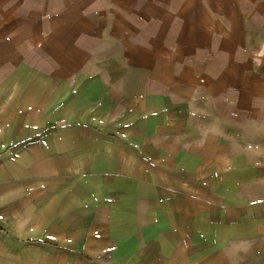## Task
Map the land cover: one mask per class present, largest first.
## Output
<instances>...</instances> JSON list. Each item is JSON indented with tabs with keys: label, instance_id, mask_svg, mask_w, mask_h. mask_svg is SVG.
<instances>
[{
	"label": "crops",
	"instance_id": "obj_1",
	"mask_svg": "<svg viewBox=\"0 0 264 264\" xmlns=\"http://www.w3.org/2000/svg\"><path fill=\"white\" fill-rule=\"evenodd\" d=\"M143 189L262 210L264 0H0V260Z\"/></svg>",
	"mask_w": 264,
	"mask_h": 264
},
{
	"label": "rangeland",
	"instance_id": "obj_2",
	"mask_svg": "<svg viewBox=\"0 0 264 264\" xmlns=\"http://www.w3.org/2000/svg\"><path fill=\"white\" fill-rule=\"evenodd\" d=\"M145 192L129 206L116 204L115 217L99 226L76 228L52 244L35 238L19 258L0 264H229L225 252L241 240L251 246L238 264H264V204L257 212L251 202L224 211L223 220L214 198L208 208L199 195Z\"/></svg>",
	"mask_w": 264,
	"mask_h": 264
},
{
	"label": "clouds",
	"instance_id": "obj_3",
	"mask_svg": "<svg viewBox=\"0 0 264 264\" xmlns=\"http://www.w3.org/2000/svg\"><path fill=\"white\" fill-rule=\"evenodd\" d=\"M250 243L247 241H236L234 242L229 249L225 252V255L229 259V264H238V258L241 253H246L250 248Z\"/></svg>",
	"mask_w": 264,
	"mask_h": 264
}]
</instances>
